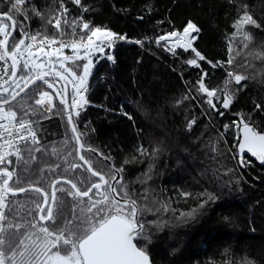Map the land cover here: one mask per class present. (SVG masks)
I'll return each instance as SVG.
<instances>
[{
    "label": "snow or ice",
    "instance_id": "6c2138e0",
    "mask_svg": "<svg viewBox=\"0 0 264 264\" xmlns=\"http://www.w3.org/2000/svg\"><path fill=\"white\" fill-rule=\"evenodd\" d=\"M229 3L238 14L232 18L230 34H225L226 60H214L199 50L194 42L201 28L191 19L181 25L169 21L170 28L160 29L147 42L151 44L154 39L155 45L170 54L174 62L200 70L194 82H185L184 98L197 99L199 115L208 120L206 127L214 126L219 131L222 125L224 131L220 136L228 147L221 154L231 152L233 160L239 157L241 168L252 162L264 166V128L257 126L252 112L234 110L236 93L247 87L249 79H257L247 60L244 66L237 61L242 51L238 45L249 48L252 36L248 26L264 29V24L254 19L241 0ZM5 4L9 6L7 11L0 10V264H155L147 242L154 230L170 226L167 215L171 213L176 222L188 223L204 215L222 193L207 188L181 189L177 204L180 199L196 202V207L188 211L170 207L171 197L161 201L151 200L147 190L131 193L125 166L143 163L148 158L147 168L141 172L142 183L151 180L162 146L145 145L142 135H138L140 143L135 153L131 159L120 162L112 154L86 143L91 134L80 127L87 129L89 125L85 117L91 96L87 93L97 60L112 61L117 41L135 43L141 48L145 43L129 40L106 25L94 24L86 15L92 9L82 0H71L80 11L71 10L65 0H52L45 6L46 11L31 6L27 0H5ZM34 18H39L42 25L35 31L30 27ZM65 49L71 54L66 55ZM252 55L264 63V51ZM205 64L211 70L223 69L226 77L222 86L209 84L210 71ZM238 67L242 70L238 71ZM249 68H253L251 73ZM260 82L264 83V74ZM32 92L38 98L30 97ZM136 103L138 107L143 105L142 100ZM253 111L264 114V104L257 102ZM227 112L237 118L227 123L219 119ZM123 114L134 119L127 111ZM53 115L60 117L66 136L70 131L74 158H66L69 142L65 140L63 152L52 149L63 159V170L57 171L62 167L59 163L47 164L48 175L41 167L37 179L29 176L26 180L24 174L34 172L31 166L37 161L36 153H48L40 121ZM194 123L195 114L187 119L189 131ZM92 153L103 158V168L93 166ZM244 154L255 161H249ZM85 168L90 174L87 179L76 175L75 170L83 172ZM20 194L31 197L25 202L29 205L25 216L18 211L24 206L17 200ZM68 198L72 203L70 214ZM224 219L232 222L230 217Z\"/></svg>",
    "mask_w": 264,
    "mask_h": 264
},
{
    "label": "trees",
    "instance_id": "16d2710c",
    "mask_svg": "<svg viewBox=\"0 0 264 264\" xmlns=\"http://www.w3.org/2000/svg\"><path fill=\"white\" fill-rule=\"evenodd\" d=\"M27 2L46 11L45 6L52 0ZM65 2L71 10L80 11L70 0ZM82 3L91 7L92 11L86 15L94 24L106 25L129 40L140 39L145 43L141 48L122 42L112 49V61L97 60L87 93L91 96L85 117L89 125L87 129L80 127L81 131L91 134L86 143L112 154L120 162L131 159L140 143L138 135H142L145 145L158 143L162 146L153 164L151 180L142 183L141 172L147 168L148 158L143 163L125 166L126 183L131 193L147 190L151 200L167 201L171 197L170 207L183 211L196 207L191 199L187 203L180 199L177 204L183 188H207L222 193L207 207L204 215L188 223L174 221L169 213L166 218L170 226L154 230L147 242L150 257L155 264H264V166L252 162L241 168L239 157L233 160L231 152L221 154L228 147L220 136L224 131L222 125L219 131L214 126L206 127L208 120L199 115L197 99L184 98L185 82H194L200 70L174 62L170 54L155 46L154 39L151 44L147 42L148 37L159 33L160 29L170 28L169 21L181 25L191 19L201 28L194 42L199 50L214 60H226L225 34H230L232 18L238 10L229 0H82ZM241 3L258 23L264 24V0H241ZM8 7L5 0H0V10L7 11ZM41 26L39 18H34L30 25L34 31ZM247 31L252 36L249 48L244 49L243 44H239L242 51L236 59L241 66L247 60L255 69L257 79H249L247 87L236 93L234 110L245 114L252 112L257 126L264 128V114L253 111L257 102L264 104V83L260 82L264 63L253 59L252 55L264 51V29L248 26ZM204 67L210 71L209 84L222 86L226 77L223 69L211 70L207 64ZM41 88L46 89V86L41 84ZM29 95L38 98L35 92ZM141 100L143 105L138 107L136 101ZM28 102L33 103V100ZM125 111L133 114L134 119L129 120L123 114ZM193 114L196 123L189 131L187 119ZM236 118L232 112H227L219 119L227 123ZM40 123L48 153H36L37 161L31 166L34 172L24 174L26 180L29 176L37 179L41 167L48 175L47 164L59 163L62 167L57 171L63 170V159L52 149L63 152L65 140L69 142L65 156L69 160L74 158L70 131L66 136L60 117L53 115ZM232 131L234 133L235 129ZM229 139L234 142L233 137ZM68 152L72 155H67ZM91 158L95 168H103L102 157L92 153ZM75 172L83 179L90 176L86 168L83 172L80 169ZM30 198L25 194L17 197L24 205L18 209L20 216L26 215L29 205L25 202ZM68 200L70 214L71 198ZM226 216L231 218V223L224 219Z\"/></svg>",
    "mask_w": 264,
    "mask_h": 264
},
{
    "label": "water",
    "instance_id": "95a60500",
    "mask_svg": "<svg viewBox=\"0 0 264 264\" xmlns=\"http://www.w3.org/2000/svg\"><path fill=\"white\" fill-rule=\"evenodd\" d=\"M37 83H40V82L38 81ZM30 87H32V86H30ZM25 91H28V90L26 89ZM21 95H23V93H22ZM244 155L246 156V158H248V159H250V160H252V161H255V158L250 157V155H248V154H244ZM20 195H21V194H20Z\"/></svg>",
    "mask_w": 264,
    "mask_h": 264
},
{
    "label": "rangeland",
    "instance_id": "374dc122",
    "mask_svg": "<svg viewBox=\"0 0 264 264\" xmlns=\"http://www.w3.org/2000/svg\"><path fill=\"white\" fill-rule=\"evenodd\" d=\"M65 54L66 55H70L71 53H70V51L69 50H65ZM100 59V58H99ZM46 86V85H45ZM49 91H50V93L52 94V95H54V93L52 92V90L51 89H48Z\"/></svg>",
    "mask_w": 264,
    "mask_h": 264
},
{
    "label": "built area",
    "instance_id": "2783aa9c",
    "mask_svg": "<svg viewBox=\"0 0 264 264\" xmlns=\"http://www.w3.org/2000/svg\"><path fill=\"white\" fill-rule=\"evenodd\" d=\"M71 1V0H70ZM197 36H198V34H197ZM120 43H122L121 41H117V43H116V45L115 46H117V45H119ZM133 44H135V43H133ZM135 45H137V46H139L140 47V45H138V44H135ZM156 46V45H155ZM114 49V48H113ZM5 211H6V209H5Z\"/></svg>",
    "mask_w": 264,
    "mask_h": 264
}]
</instances>
